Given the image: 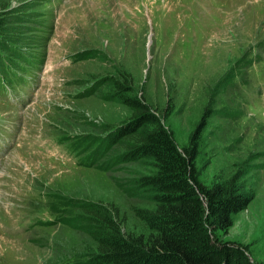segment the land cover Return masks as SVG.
Masks as SVG:
<instances>
[{"label": "rangeland", "instance_id": "obj_1", "mask_svg": "<svg viewBox=\"0 0 264 264\" xmlns=\"http://www.w3.org/2000/svg\"><path fill=\"white\" fill-rule=\"evenodd\" d=\"M3 18L21 40L16 62L38 63L29 93L19 81L0 94V129L16 143L0 142V264L86 263L98 207L123 230H146L134 209L152 205L135 180L154 168L122 161L129 142L113 143L132 111L111 78L180 147L212 111L199 179L237 176L253 193L223 238L245 247L244 264H264V0H0ZM54 206L68 210L64 221Z\"/></svg>", "mask_w": 264, "mask_h": 264}, {"label": "trees", "instance_id": "obj_2", "mask_svg": "<svg viewBox=\"0 0 264 264\" xmlns=\"http://www.w3.org/2000/svg\"><path fill=\"white\" fill-rule=\"evenodd\" d=\"M10 20L3 18L0 23ZM20 41L0 24V88L9 81L11 65L21 57L15 46ZM110 81L113 94L132 111L130 121L115 130L117 136L113 133V143L128 140L122 161H150L154 171L138 177L135 185L148 192L152 206L134 209L147 230L141 233L123 230L110 210L98 207L90 233L97 252L84 264H244L245 247L223 235L232 226L233 214L247 207L253 193L245 190L237 176L210 184L199 179L196 161L212 111L207 110L188 142L180 147L142 98L129 95L130 88L118 80ZM94 156L85 157L93 161ZM51 208L54 220L64 221L68 210Z\"/></svg>", "mask_w": 264, "mask_h": 264}, {"label": "bare ground", "instance_id": "obj_3", "mask_svg": "<svg viewBox=\"0 0 264 264\" xmlns=\"http://www.w3.org/2000/svg\"><path fill=\"white\" fill-rule=\"evenodd\" d=\"M14 154H17L16 152H13Z\"/></svg>", "mask_w": 264, "mask_h": 264}, {"label": "water", "instance_id": "obj_4", "mask_svg": "<svg viewBox=\"0 0 264 264\" xmlns=\"http://www.w3.org/2000/svg\"><path fill=\"white\" fill-rule=\"evenodd\" d=\"M101 79H103V78H100L99 80H101ZM97 81V80H96Z\"/></svg>", "mask_w": 264, "mask_h": 264}]
</instances>
